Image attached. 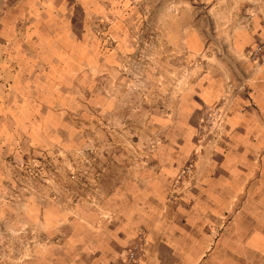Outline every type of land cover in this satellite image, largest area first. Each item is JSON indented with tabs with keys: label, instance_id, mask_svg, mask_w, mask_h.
<instances>
[{
	"label": "crops",
	"instance_id": "0c3cea01",
	"mask_svg": "<svg viewBox=\"0 0 264 264\" xmlns=\"http://www.w3.org/2000/svg\"><path fill=\"white\" fill-rule=\"evenodd\" d=\"M123 3L0 2V193L19 138H50L44 134L50 120L33 118L41 95L46 103L59 101L49 97L62 94L59 80L68 78L71 86L76 64L93 60L94 41L88 32L95 14L115 16L117 44L105 55L108 63L123 59L130 41L120 10ZM231 42L237 65L200 72L182 87L173 99L172 114L158 119L162 140L150 163L118 180L109 202L117 215L112 227L92 232L85 254L70 250L68 264H121L123 250L140 229L148 240L146 264H200L226 241L229 264H257L250 256L264 255V57L256 63L242 55L264 42V1L251 25L233 30ZM185 43L194 57L204 47V36L190 30ZM243 83L247 89H237ZM233 87L220 133L198 142L201 116ZM189 163L192 174L177 180ZM217 261L209 256L202 263L220 264Z\"/></svg>",
	"mask_w": 264,
	"mask_h": 264
},
{
	"label": "rangeland",
	"instance_id": "374dc122",
	"mask_svg": "<svg viewBox=\"0 0 264 264\" xmlns=\"http://www.w3.org/2000/svg\"><path fill=\"white\" fill-rule=\"evenodd\" d=\"M123 1L130 39L123 59L108 63L105 55L117 44L115 16L95 14L88 32L93 60L76 64L71 86L68 78L59 80L62 94L49 96L59 101L49 104L41 95L34 113V119L50 120L44 133L50 138H19L8 158L0 193V264H68L70 250L85 254L92 232H104L116 220L109 202L118 180L148 165L159 149L158 119L172 114L173 99L192 77L237 65L233 30L251 25L264 0ZM190 30L204 36L194 57L185 43ZM251 49L244 59L253 61ZM228 245L211 249L200 264L209 256L229 264ZM250 257L264 264V255Z\"/></svg>",
	"mask_w": 264,
	"mask_h": 264
},
{
	"label": "built area",
	"instance_id": "2783aa9c",
	"mask_svg": "<svg viewBox=\"0 0 264 264\" xmlns=\"http://www.w3.org/2000/svg\"><path fill=\"white\" fill-rule=\"evenodd\" d=\"M249 58L254 62H260L264 57V42L258 43L254 48L248 51ZM247 83H243L237 89H247ZM232 88V85H230ZM236 89L233 87L231 93L222 100L209 107L206 112H204L201 117L200 126L198 127V142L205 141L212 137H217L220 132V127H222L225 116L228 112L230 101L233 92ZM193 172V164L189 163L184 166L180 171L177 180L185 179ZM148 240L146 237V232L143 229L138 231L136 240H134L121 254L120 261L121 264H146L147 252H148Z\"/></svg>",
	"mask_w": 264,
	"mask_h": 264
}]
</instances>
